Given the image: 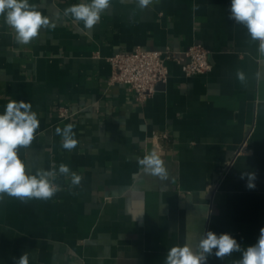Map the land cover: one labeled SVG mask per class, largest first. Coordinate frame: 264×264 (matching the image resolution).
<instances>
[{
    "label": "crops",
    "instance_id": "obj_1",
    "mask_svg": "<svg viewBox=\"0 0 264 264\" xmlns=\"http://www.w3.org/2000/svg\"><path fill=\"white\" fill-rule=\"evenodd\" d=\"M90 0H29L52 20L28 45L0 17V114L10 100L37 113L29 173L64 163L82 177L57 175L49 200L0 202V264L25 252L29 264H164L168 249H195L206 231L228 233L241 251L207 264H236L264 227V55L244 26L229 19L231 0H111L91 29L63 10ZM211 52V70L186 77L168 63L169 80L140 102L110 85L109 58L137 48ZM243 74L244 79L239 78ZM67 106L70 119L57 118ZM73 125L77 146L56 129ZM155 151L167 178L138 159ZM255 173V188L247 176ZM215 251V250H214Z\"/></svg>",
    "mask_w": 264,
    "mask_h": 264
},
{
    "label": "clouds",
    "instance_id": "obj_2",
    "mask_svg": "<svg viewBox=\"0 0 264 264\" xmlns=\"http://www.w3.org/2000/svg\"><path fill=\"white\" fill-rule=\"evenodd\" d=\"M128 0H121L126 3ZM153 0H136L140 9L147 8ZM111 6V0H90L73 4L63 10V17L82 22L85 29L91 30ZM0 17L14 31L15 41L21 45L30 44L40 34L41 29L55 28L61 19L45 16L29 0H0ZM229 19L244 26L252 41L259 43V52L264 55V0H231ZM241 80L243 74H239ZM39 128L37 113L32 105L23 100H10L0 114V202L4 197H12L27 202L32 199L49 200L60 191L55 183L57 175L71 177L72 185H79L82 177L71 172L68 165L61 163L56 170H37L34 174L27 170L26 162L20 156L21 149L31 146L36 130ZM62 138V147L71 151L77 146L72 124L56 129ZM138 164L147 173L167 178L163 160L155 152L138 159ZM247 176V187L255 188V173H242ZM215 250V251H214ZM241 251V246L228 233L217 235L213 231L203 233L195 249L185 242L183 246L168 249L164 264H207L208 258L215 256L222 260L226 255ZM14 264H29V255L25 252ZM236 264H264V227L260 229L258 241L248 246L242 253V259Z\"/></svg>",
    "mask_w": 264,
    "mask_h": 264
},
{
    "label": "built area",
    "instance_id": "obj_3",
    "mask_svg": "<svg viewBox=\"0 0 264 264\" xmlns=\"http://www.w3.org/2000/svg\"><path fill=\"white\" fill-rule=\"evenodd\" d=\"M211 52L200 44L184 51L168 46L164 50L137 48L132 52H120L108 59L111 66L110 85H123L136 95L140 102L149 99L158 84L169 80L168 63L177 64L186 77L203 75L211 70ZM57 118L65 121L73 115L67 106L56 109Z\"/></svg>",
    "mask_w": 264,
    "mask_h": 264
}]
</instances>
